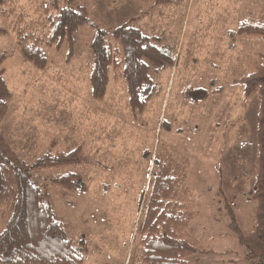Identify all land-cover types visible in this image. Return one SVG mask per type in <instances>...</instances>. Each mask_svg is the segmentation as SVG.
<instances>
[{
  "label": "rangeland",
  "instance_id": "374dc122",
  "mask_svg": "<svg viewBox=\"0 0 264 264\" xmlns=\"http://www.w3.org/2000/svg\"><path fill=\"white\" fill-rule=\"evenodd\" d=\"M40 3L17 0L10 17L0 7V26L10 30L0 36V54L8 56L1 68L13 93L0 132L29 162L48 151L82 148L83 164L43 170L36 180L44 184L46 175L76 172L87 183L85 192L49 184L70 236L90 244L85 264H137L154 159L164 153L187 168L182 200L191 221L182 234L210 251L195 255L196 264H250L225 205L231 201L241 230L253 229L260 97L246 98L236 80L260 65L264 39L238 30L264 27V0H80L100 28L135 19L132 25L159 37L171 60L162 71L152 69L158 94L138 115L123 80L113 75L106 97L93 98L89 76L97 28L91 25L76 33L72 59L64 44L48 49L46 70L23 60L14 16L25 11L35 18ZM216 87L220 93L197 103L185 95L188 88ZM8 211L9 204L0 205V232Z\"/></svg>",
  "mask_w": 264,
  "mask_h": 264
},
{
  "label": "trees",
  "instance_id": "16d2710c",
  "mask_svg": "<svg viewBox=\"0 0 264 264\" xmlns=\"http://www.w3.org/2000/svg\"><path fill=\"white\" fill-rule=\"evenodd\" d=\"M17 0H0V7L10 17ZM160 2V0H158ZM41 8L39 9V7ZM38 16L25 11L16 13L13 30L23 60L40 70L48 65V49L68 46V60L75 54L76 33L84 25L97 28L91 44L93 59L89 81L94 99L103 100L112 75L122 79L127 90L128 103L134 115L144 113L158 89L152 78V69L162 71L171 60L158 46L159 37L150 36L130 22L114 28H100L89 16L80 0H41ZM28 13V14H26ZM0 26V36L9 34ZM241 35L264 39V27L244 25ZM7 55L0 54V120L9 111L13 96L5 70L1 68ZM243 85L246 98L260 97L257 115L258 171L251 189V198L257 202L255 225L250 232L241 230L237 214L230 200L225 207L229 227L237 234L250 264H264V54L261 63L248 75L236 80ZM205 88H188L187 99L197 103L218 94ZM144 157L151 158L146 152ZM85 162L79 146L69 152L48 151L29 162L22 159L0 132V205L9 204V211L0 232V264H85L90 244L84 239L75 241L69 234L53 206L49 184L69 191L85 192L87 183L76 172L53 173L44 176L45 183L36 178L43 170L78 166ZM156 167L143 225L141 251L137 264H196L197 254H208L196 241L182 234L189 226L191 215L182 200L183 180L187 168L176 163L169 153L154 159Z\"/></svg>",
  "mask_w": 264,
  "mask_h": 264
}]
</instances>
